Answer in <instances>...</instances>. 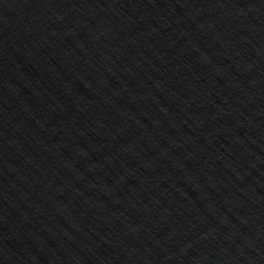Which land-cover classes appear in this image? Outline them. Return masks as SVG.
Returning a JSON list of instances; mask_svg holds the SVG:
<instances>
[{"label":"water","instance_id":"water-1","mask_svg":"<svg viewBox=\"0 0 264 264\" xmlns=\"http://www.w3.org/2000/svg\"><path fill=\"white\" fill-rule=\"evenodd\" d=\"M0 264H264V0H0Z\"/></svg>","mask_w":264,"mask_h":264}]
</instances>
